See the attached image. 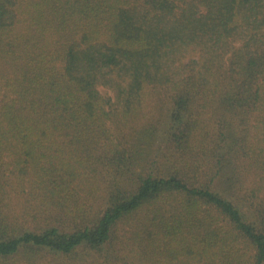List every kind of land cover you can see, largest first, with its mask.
<instances>
[{"label": "trees", "instance_id": "16d2710c", "mask_svg": "<svg viewBox=\"0 0 264 264\" xmlns=\"http://www.w3.org/2000/svg\"><path fill=\"white\" fill-rule=\"evenodd\" d=\"M45 253L264 264V0H0V264Z\"/></svg>", "mask_w": 264, "mask_h": 264}, {"label": "rangeland", "instance_id": "374dc122", "mask_svg": "<svg viewBox=\"0 0 264 264\" xmlns=\"http://www.w3.org/2000/svg\"><path fill=\"white\" fill-rule=\"evenodd\" d=\"M149 100V99H148ZM148 100H146V101H148ZM145 101V103H144V108H145V110H147V112H150L151 114L153 113L152 112V110L151 109H155V108H153V106L151 105V103L148 101V102H146ZM148 103V105H146ZM155 114H157V113H153L152 115H155ZM146 119L148 118V117H145ZM52 257V254L51 253H49V254H43V256L42 257H39L34 263H32V264H52L53 263V261H51V263H48L49 262V259ZM60 264H62L61 262H60Z\"/></svg>", "mask_w": 264, "mask_h": 264}]
</instances>
